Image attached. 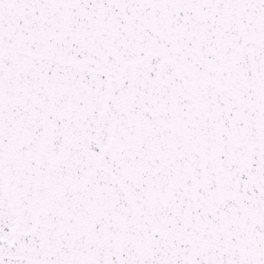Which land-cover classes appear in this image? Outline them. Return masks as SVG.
I'll return each instance as SVG.
<instances>
[{"label":"snow or ice","instance_id":"obj_1","mask_svg":"<svg viewBox=\"0 0 264 264\" xmlns=\"http://www.w3.org/2000/svg\"><path fill=\"white\" fill-rule=\"evenodd\" d=\"M0 264H264V0H0Z\"/></svg>","mask_w":264,"mask_h":264}]
</instances>
